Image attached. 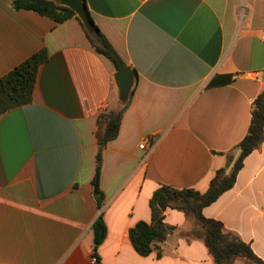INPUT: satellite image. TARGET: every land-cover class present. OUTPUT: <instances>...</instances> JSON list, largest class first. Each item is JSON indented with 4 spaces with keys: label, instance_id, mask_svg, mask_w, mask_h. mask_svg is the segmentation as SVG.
<instances>
[{
    "label": "crops",
    "instance_id": "1",
    "mask_svg": "<svg viewBox=\"0 0 264 264\" xmlns=\"http://www.w3.org/2000/svg\"><path fill=\"white\" fill-rule=\"evenodd\" d=\"M15 1L0 0V78L43 49L49 57L32 103L0 116V264H216L180 211L167 209L173 231L147 257L129 231L151 223L159 188L207 192L247 135L264 90V0H84L137 76L119 136L103 148L101 210L97 132L101 115L123 107L118 70L79 18L57 23ZM101 214L107 237L95 250ZM203 215L264 261V142Z\"/></svg>",
    "mask_w": 264,
    "mask_h": 264
},
{
    "label": "trees",
    "instance_id": "2",
    "mask_svg": "<svg viewBox=\"0 0 264 264\" xmlns=\"http://www.w3.org/2000/svg\"><path fill=\"white\" fill-rule=\"evenodd\" d=\"M59 2L60 0H16L12 6L16 11H31L57 23H63L74 17L78 19L73 10L60 6ZM95 29L97 30L95 39L88 35L94 42L97 53L110 60L118 71L125 68L126 64L121 56L96 26ZM48 57L47 50L43 49L0 78V116L15 108L32 103L39 69L48 61ZM233 79L234 77L230 75L216 76L210 81L209 87L226 85L231 83ZM130 100L121 109L101 115L99 120L100 129L97 132V138L102 149L97 156L96 173L92 183L99 210L102 209L104 201L100 189L103 148L119 136L121 122L129 107ZM263 142L264 90L254 101L251 124L247 135L233 152L227 154V167L217 171L207 192L200 193L193 189L178 190L163 186L154 193L150 200L151 223L140 222L129 231L130 241L137 253L147 257L155 249H158L160 244L167 241L173 228L165 223V212L167 209H173L184 213L187 217L196 219L200 227L198 237L204 242L216 264H234L235 261L240 260L246 264H264V261L255 254L251 245L244 242L237 234L227 231L221 222L208 219L203 215V210L206 207L233 189L238 173L243 168L244 160L256 151ZM106 237L107 226L101 214L93 225L95 250L100 247Z\"/></svg>",
    "mask_w": 264,
    "mask_h": 264
},
{
    "label": "water",
    "instance_id": "3",
    "mask_svg": "<svg viewBox=\"0 0 264 264\" xmlns=\"http://www.w3.org/2000/svg\"><path fill=\"white\" fill-rule=\"evenodd\" d=\"M59 5L73 10L83 23L87 33L94 39L97 37L95 24L87 10L84 0H60ZM114 79L118 87L119 101L122 106H125L131 98L134 85L137 80L136 73L131 67H125L116 73ZM262 81L264 83V74Z\"/></svg>",
    "mask_w": 264,
    "mask_h": 264
},
{
    "label": "built area",
    "instance_id": "4",
    "mask_svg": "<svg viewBox=\"0 0 264 264\" xmlns=\"http://www.w3.org/2000/svg\"><path fill=\"white\" fill-rule=\"evenodd\" d=\"M148 146V143L147 142H144L141 146H140V148L141 149H144L145 147H147ZM151 149V148H150ZM93 262H97V258H93Z\"/></svg>",
    "mask_w": 264,
    "mask_h": 264
},
{
    "label": "rangeland",
    "instance_id": "5",
    "mask_svg": "<svg viewBox=\"0 0 264 264\" xmlns=\"http://www.w3.org/2000/svg\"><path fill=\"white\" fill-rule=\"evenodd\" d=\"M238 264H246V263L240 260Z\"/></svg>",
    "mask_w": 264,
    "mask_h": 264
}]
</instances>
